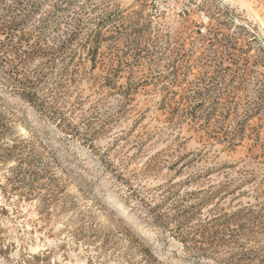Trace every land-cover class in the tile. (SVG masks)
<instances>
[{
	"label": "rangeland",
	"instance_id": "rangeland-1",
	"mask_svg": "<svg viewBox=\"0 0 264 264\" xmlns=\"http://www.w3.org/2000/svg\"><path fill=\"white\" fill-rule=\"evenodd\" d=\"M0 264H264V0H0Z\"/></svg>",
	"mask_w": 264,
	"mask_h": 264
},
{
	"label": "built area",
	"instance_id": "built-area-1",
	"mask_svg": "<svg viewBox=\"0 0 264 264\" xmlns=\"http://www.w3.org/2000/svg\"><path fill=\"white\" fill-rule=\"evenodd\" d=\"M174 7L170 8L169 6L165 5V4H160L159 7H156L155 9H151V14L152 17H158V16H162L164 14H168V12L170 11V9H172L173 12H175L178 16H182L185 17L186 16V12H188V8L186 6H184L183 8H177V10L173 9Z\"/></svg>",
	"mask_w": 264,
	"mask_h": 264
}]
</instances>
